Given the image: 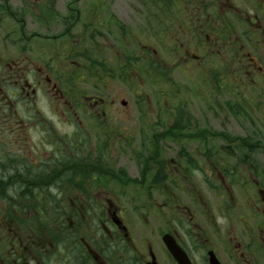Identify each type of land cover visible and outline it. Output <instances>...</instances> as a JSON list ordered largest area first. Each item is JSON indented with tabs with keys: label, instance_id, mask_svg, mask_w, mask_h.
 <instances>
[{
	"label": "flooded vegetation",
	"instance_id": "af4514ba",
	"mask_svg": "<svg viewBox=\"0 0 264 264\" xmlns=\"http://www.w3.org/2000/svg\"><path fill=\"white\" fill-rule=\"evenodd\" d=\"M18 1L0 0V264H264V0ZM129 107L160 117L129 139Z\"/></svg>",
	"mask_w": 264,
	"mask_h": 264
},
{
	"label": "rangeland",
	"instance_id": "374dc122",
	"mask_svg": "<svg viewBox=\"0 0 264 264\" xmlns=\"http://www.w3.org/2000/svg\"><path fill=\"white\" fill-rule=\"evenodd\" d=\"M11 1H12V3L14 5H17L18 2H19L18 0H11ZM59 2H60L59 4L61 5V0ZM129 3H130V0H122V5H123L122 7L126 6ZM9 21L11 22V20H9ZM33 29H36L37 32H40L41 34H46V35H49V36H50V34L52 32L50 28H43L41 26L40 27L37 26L36 24H34V20H32L29 17L27 19V25L25 27V32L27 34H29L30 32H32ZM5 32H7V31L4 30V29H0V43L4 42L3 36H4ZM12 37H14V36H10L9 39H13ZM5 43H8V42H5ZM46 45L49 48L50 43H47ZM33 47H35V46H33ZM174 79L177 80L178 82L179 81H183L182 74H177L174 77ZM166 104L167 103H165V105ZM135 114H136L135 111L134 110H130V107H129V109H126V113L122 114V118L123 119H121V120L119 119V121L117 123L118 124L117 127H118L119 131L124 136H126V138H129V139L134 138V137H137V136H143V134L148 133L149 132L148 127H149V125L152 122L151 120L158 119L160 117L159 115H153V116H151L150 114H148V117L145 118L144 121L138 122L136 120V117H135L136 115ZM119 125L122 126L123 131L120 130ZM138 128H139V130H138ZM126 138L125 139L124 138L122 139V151H123L124 154H126V153L129 152V146L127 145ZM132 148L134 149V147H132ZM157 221H158L157 218L154 217V222L156 223ZM150 223H151V227L153 228L154 224H153L152 219H150ZM147 228L148 227H146V229ZM146 229L144 230V234L146 235L145 237L148 238L149 237V233H148V231ZM153 239H155V240L157 239L156 232H154Z\"/></svg>",
	"mask_w": 264,
	"mask_h": 264
},
{
	"label": "water",
	"instance_id": "95a60500",
	"mask_svg": "<svg viewBox=\"0 0 264 264\" xmlns=\"http://www.w3.org/2000/svg\"><path fill=\"white\" fill-rule=\"evenodd\" d=\"M162 239H163V241H164V243L168 246V248L171 250V252L174 254V255H178V247L177 246H174V245H172L170 242H169V240H168V238H167V235H164L163 237H162ZM178 258H179V255H178ZM180 263L181 264H184L185 262H182V261H180Z\"/></svg>",
	"mask_w": 264,
	"mask_h": 264
}]
</instances>
